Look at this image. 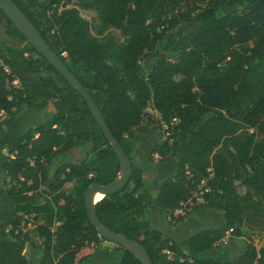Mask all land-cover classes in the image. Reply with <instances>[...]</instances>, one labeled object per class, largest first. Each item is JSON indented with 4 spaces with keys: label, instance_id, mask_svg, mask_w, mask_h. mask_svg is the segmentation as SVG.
I'll use <instances>...</instances> for the list:
<instances>
[{
    "label": "trees",
    "instance_id": "16d2710c",
    "mask_svg": "<svg viewBox=\"0 0 264 264\" xmlns=\"http://www.w3.org/2000/svg\"><path fill=\"white\" fill-rule=\"evenodd\" d=\"M11 1L90 93L130 161L128 184L95 205L98 220L137 241L152 264H264V0H49L36 13L35 0ZM82 13L92 14V21ZM4 19V35L26 43L28 53L0 45V148L10 155L0 169L11 204L0 264L91 263L92 251L106 241L88 221L84 194L117 176V157L80 95ZM191 22L199 26L172 36ZM110 29L123 40L104 39ZM147 53L155 61L144 72L140 61ZM35 56L54 78L42 77ZM36 105L47 121L17 128L16 119ZM148 108L159 118L147 115ZM144 120L165 136L153 154L173 156L177 164L155 196L169 226L199 199L223 212L219 228L175 244L149 224L148 206L138 196L142 172L131 159ZM77 152H84L79 163L60 164L49 177L56 156ZM31 232L41 254L33 262L26 256ZM243 233L244 251L232 260L218 244ZM254 235L261 238L258 248ZM119 248L118 264H140ZM214 248L213 259L200 258Z\"/></svg>",
    "mask_w": 264,
    "mask_h": 264
},
{
    "label": "crops",
    "instance_id": "0c3cea01",
    "mask_svg": "<svg viewBox=\"0 0 264 264\" xmlns=\"http://www.w3.org/2000/svg\"><path fill=\"white\" fill-rule=\"evenodd\" d=\"M22 1L24 3L25 1L28 3V0ZM37 5V0H35L32 8L35 9L36 12L40 10ZM38 107L39 106L36 105L32 109L24 110V114L19 116L15 121L17 128L27 129L23 128L22 125L32 128L30 126L36 121H44L46 117L40 115L42 112ZM150 115L156 119L159 118V115L156 112L155 114L151 112ZM134 138L137 142V145L131 153V159L142 172L144 187L140 190L138 196H140L148 206L147 217L149 224L175 244L183 243L189 237L195 235L205 228H219L223 224V212L203 205L199 199L197 200V205H191L188 214L184 216L181 222L177 223L175 227L169 226L166 215L161 214L156 205L155 196L161 183L165 179L171 178L176 172V161L173 156H169L165 160H160L157 155L153 154L154 147L163 142L165 136L159 130L147 129L146 121L145 124L142 123L140 128L136 130ZM8 156H10L8 154V150L1 149L0 164L4 158ZM4 193L6 194V189ZM9 213H11V211H9ZM177 215H183L182 211H177L175 216ZM244 236H246L245 233H243L239 238H229L227 236L218 244V246L221 249L227 251L232 260H235L244 251L246 243ZM106 244L107 243L105 242L100 243V245L96 248V251H94V256L97 255L98 258L101 259L100 261H102L109 253L110 257L114 261L112 264H118L122 258V253L111 250ZM260 245L261 242L258 246H255L258 248ZM217 253L218 249L214 248L212 250L203 252L200 255V258L203 260H211L217 255ZM94 256L93 260L96 261ZM110 257L107 256V259Z\"/></svg>",
    "mask_w": 264,
    "mask_h": 264
},
{
    "label": "water",
    "instance_id": "95a60500",
    "mask_svg": "<svg viewBox=\"0 0 264 264\" xmlns=\"http://www.w3.org/2000/svg\"><path fill=\"white\" fill-rule=\"evenodd\" d=\"M0 12L12 23L35 52L80 95L104 138L108 141L117 157L119 163V173L117 176L105 185L96 183L90 185L84 194V208L90 225L97 231L99 238L128 250L140 264H152L147 252L137 241L127 239L124 235L112 232L96 216L94 208L98 203L94 201L96 194L107 197L122 190L129 182L131 164L121 146L110 133L90 93L52 51L26 15L11 0H0Z\"/></svg>",
    "mask_w": 264,
    "mask_h": 264
},
{
    "label": "rangeland",
    "instance_id": "374dc122",
    "mask_svg": "<svg viewBox=\"0 0 264 264\" xmlns=\"http://www.w3.org/2000/svg\"><path fill=\"white\" fill-rule=\"evenodd\" d=\"M24 4L27 5V2L25 1ZM31 10L33 13H36L35 9H33L32 7H31ZM229 11H231V9L224 8L225 13H227ZM82 17L84 19L89 20V21H92V19H93V15L90 13H82ZM40 22L42 24L43 29L47 28L45 18H42L40 20ZM198 26H199V24L196 22L184 23V24H181V25L177 26L176 28H174L171 31V34L174 38H177V37H180L184 34L192 32ZM4 29H5V19L0 14V44H2L4 47L20 46L23 50L24 55L27 56L28 48H27L26 43L21 42L18 39L8 38L6 35H4ZM107 38H112L117 42H121L123 40V38L120 36L119 31L114 30V29H110L109 31H107L104 34V39H107ZM159 46H160V44L156 48H158ZM154 61H155V59H154L153 53H147L141 59L140 66L144 72H147ZM34 62H35V64H37L42 69V77L43 78H46V77L54 78V75L45 70L46 66L36 56L34 57ZM48 110L51 112V106L50 105L48 106ZM41 112H42V114H40V115H43L44 117H46L45 112L43 110H41ZM41 112H39V113H41ZM151 112L155 114V111L152 110L151 108H148L146 110L147 115H150ZM23 114H24V111L21 114V116ZM47 119L48 118L46 117V119L44 121H36L30 127H36L40 124H43L47 121ZM145 121L146 120H144L143 124H145ZM22 126H23V128H28L24 125H22ZM154 128H156V126H154ZM160 132H162V131H160ZM0 150H1V148H0ZM84 152H81V154L79 152H77L74 154L66 153V154L56 156L53 160V163L49 167V177L50 178L52 177V175L55 171V168L58 167L60 164H63L65 162L76 163V164L79 163L83 158V156H81V155L82 154L84 155ZM4 180L5 179H4L3 173L0 170V239L3 236V233H5V232L7 233V229H8L7 228V219H8L9 214H10L9 211H11L10 201L7 198L6 194L4 193L5 189H7V186L5 185ZM28 229L30 231H32L33 226H29ZM31 237H32L31 241L29 243H27V245H26V256L31 262H33L34 260H38L40 258L41 254H40V251L37 249L39 242L36 238L35 233L31 232ZM244 238H245V242H246L247 236H244ZM252 239H253L256 246H258L259 243L261 242V238L256 236V235L252 236ZM105 243H107L106 245H108L111 250L121 252L120 248L117 245H114V244L109 243V242H105ZM94 251H96V249H94L92 251V257L94 256ZM107 256L110 257V254L108 253ZM107 256L104 258V260L100 261L101 259H99L97 255H95L94 257H95L96 261L93 260L91 263H88V264H112V262H114L113 259L111 257H110L111 259L110 258L107 259Z\"/></svg>",
    "mask_w": 264,
    "mask_h": 264
},
{
    "label": "built area",
    "instance_id": "2783aa9c",
    "mask_svg": "<svg viewBox=\"0 0 264 264\" xmlns=\"http://www.w3.org/2000/svg\"><path fill=\"white\" fill-rule=\"evenodd\" d=\"M48 1L49 0H37V3H38V5H37V7L40 9V10H44V9H46V7L48 6ZM49 13L47 12L45 15L47 16ZM4 69V71L6 72V73H8V70L4 67L3 68ZM12 85H13V87H18V81L16 80V79H14L13 81H12Z\"/></svg>",
    "mask_w": 264,
    "mask_h": 264
},
{
    "label": "bare ground",
    "instance_id": "6f19581e",
    "mask_svg": "<svg viewBox=\"0 0 264 264\" xmlns=\"http://www.w3.org/2000/svg\"><path fill=\"white\" fill-rule=\"evenodd\" d=\"M103 199V196L101 195V194H96V196H95V202H99V201H101Z\"/></svg>",
    "mask_w": 264,
    "mask_h": 264
}]
</instances>
